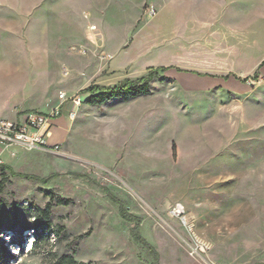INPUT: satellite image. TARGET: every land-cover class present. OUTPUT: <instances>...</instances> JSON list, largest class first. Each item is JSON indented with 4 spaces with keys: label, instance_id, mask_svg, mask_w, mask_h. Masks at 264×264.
Instances as JSON below:
<instances>
[{
    "label": "rangeland",
    "instance_id": "1",
    "mask_svg": "<svg viewBox=\"0 0 264 264\" xmlns=\"http://www.w3.org/2000/svg\"><path fill=\"white\" fill-rule=\"evenodd\" d=\"M262 60L264 0H0V113L50 109L60 92L82 99L73 118L64 111L57 149L21 147L3 162L49 179L8 175L0 198L23 221L49 202L45 191L69 202L52 207L64 231L39 246L32 229L5 228L0 264L64 253L151 264L107 190L140 218L160 264H264V65L253 78ZM161 66L148 95L85 101L88 86Z\"/></svg>",
    "mask_w": 264,
    "mask_h": 264
},
{
    "label": "trees",
    "instance_id": "2",
    "mask_svg": "<svg viewBox=\"0 0 264 264\" xmlns=\"http://www.w3.org/2000/svg\"><path fill=\"white\" fill-rule=\"evenodd\" d=\"M264 65V60L261 61L256 71L254 72L253 78H257L258 70ZM169 67L161 66L156 69H150L145 75L137 79H124L119 81L113 87H103L100 85L88 86L85 91L89 92L90 95L85 99L86 102L91 104L101 105L104 102L121 100L123 102L130 101L139 96L148 95L150 93V82L159 76L160 72H164ZM229 74L224 77L227 78ZM236 79L245 82L247 77L241 78L234 76ZM160 80H168L166 77H161ZM18 175L32 180H37L42 183H48L49 179L37 178L32 175L17 174L14 173L10 166L0 163V193L4 189L5 182L8 180V175ZM49 195V202L46 203L44 207H39L34 205V213L31 217L32 220L23 221L20 216V209L17 203H13L9 206V209L4 204L3 200L0 198V233L5 229H14L17 225H21L24 229H32L37 235L38 243L35 246L45 242L46 237L51 234L59 236L64 228L62 226L55 227L51 220L52 207L55 204H65L69 201L54 195L50 190L45 191ZM107 194L110 195L113 201L119 207L120 216L127 222H134V226L131 229V234L135 242L141 244L143 248L152 257L151 264H160L159 252L150 243H148L139 233L140 218L130 214L125 208L124 204L117 200L108 190ZM0 261H2V247L0 246ZM51 264H92L85 263L82 261H77L73 254L64 253L57 257Z\"/></svg>",
    "mask_w": 264,
    "mask_h": 264
},
{
    "label": "built area",
    "instance_id": "3",
    "mask_svg": "<svg viewBox=\"0 0 264 264\" xmlns=\"http://www.w3.org/2000/svg\"><path fill=\"white\" fill-rule=\"evenodd\" d=\"M154 14V9L150 8L148 15L153 16ZM58 99L60 100V105L65 102L73 105L74 108L68 112L69 118H73L76 109L80 106L81 97L74 96L70 98L64 92H60ZM60 105H57L48 113L25 111L22 113L20 120L0 119V163H2V150L12 145H18L27 150L54 151L57 149L58 144L49 145L47 138L52 119L61 114ZM179 206L180 209L177 210V214L184 212L183 206Z\"/></svg>",
    "mask_w": 264,
    "mask_h": 264
},
{
    "label": "crops",
    "instance_id": "4",
    "mask_svg": "<svg viewBox=\"0 0 264 264\" xmlns=\"http://www.w3.org/2000/svg\"><path fill=\"white\" fill-rule=\"evenodd\" d=\"M217 77H221V75H216V76H212V77H208L209 80H211V83L212 84H220L222 83V80L217 78ZM225 78V77H224ZM226 79H229L226 78ZM69 104V105H68ZM57 105H60V101H56V104H54L53 107H51L50 109H43V110H40V109H29L27 111H37V112H42V113H48L50 112L53 108H55ZM60 109H61V114L58 115V116H55L51 123H50V130H49V135H48V144L49 145H55V144H58L60 143L61 141L64 140V138L66 137L67 135V132H68V124H69V119L67 117V115L63 114L64 111L66 110L69 111V110H72L74 107L71 103H61L60 105ZM25 112V111H24ZM3 116L1 113H0V119H10V120H20L21 119V116H22V113H19V114H14V115H5V117H1ZM21 147L18 146V145H12L6 149H3L2 152H1V159H2V163L3 162H9L11 161L13 158H15L16 156V152L17 150H19Z\"/></svg>",
    "mask_w": 264,
    "mask_h": 264
},
{
    "label": "bare ground",
    "instance_id": "5",
    "mask_svg": "<svg viewBox=\"0 0 264 264\" xmlns=\"http://www.w3.org/2000/svg\"><path fill=\"white\" fill-rule=\"evenodd\" d=\"M179 205H180V204H178V206H176V207L174 208L173 213H177V210L180 209V206H179Z\"/></svg>",
    "mask_w": 264,
    "mask_h": 264
}]
</instances>
